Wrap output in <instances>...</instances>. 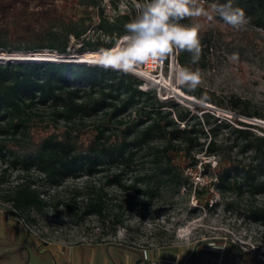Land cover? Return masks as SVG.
<instances>
[{
    "label": "trees",
    "instance_id": "16d2710c",
    "mask_svg": "<svg viewBox=\"0 0 264 264\" xmlns=\"http://www.w3.org/2000/svg\"><path fill=\"white\" fill-rule=\"evenodd\" d=\"M56 1L0 0V54L56 53L69 57L72 38L82 44L78 49L81 54L96 53L124 35V25L135 16V5L121 11L115 0H111V13L106 11L104 0H77L80 13L63 16L49 8ZM234 6L244 9L249 26L264 30V0H235ZM93 26L99 32L94 38L88 35ZM242 31L229 37V42L215 30L200 31L199 62L192 64L190 54L182 52L177 56L179 65L193 69L203 62L205 51L220 43L230 51L258 56L264 63V44L260 42L264 38L257 37L256 31L253 35ZM143 85L137 75L88 63L0 60V157H9L10 164L22 173L15 184L1 189L0 199L9 204L10 211L15 215L42 212L49 205L44 191L29 176L32 170L50 187H59L68 175L86 171L89 175L104 173L105 181L73 190L64 208L71 216L80 212L96 217L103 226L108 222L113 231L124 226L128 193L152 200L163 193L180 194L184 189L188 195L200 196L210 186L222 195L232 194L228 205H245L249 218L263 222L264 202L256 204L253 199L264 197V136L255 133L252 124L238 121L246 126L240 128L237 123L221 120L218 126L228 129L226 136L220 141L212 137L205 145L201 139L208 119L163 101L155 88L143 89ZM182 90L247 117H264L252 112L250 102L239 97L231 96L225 103L210 93ZM44 113L50 115L45 124ZM92 119V124L86 123ZM196 152L213 156L220 167L210 184L202 187L195 186L186 168L177 162V157H184L190 166L200 163L206 174L212 170V161L205 162ZM127 173L131 178H125ZM5 182L0 172V185ZM109 187H115L122 194L120 198H113ZM78 198L83 199L80 206ZM60 205L54 204L55 213ZM200 242L199 247L204 244ZM194 249L186 264L199 258L200 249ZM139 257L146 259L144 253ZM226 264H264V260L229 242Z\"/></svg>",
    "mask_w": 264,
    "mask_h": 264
},
{
    "label": "rangeland",
    "instance_id": "374dc122",
    "mask_svg": "<svg viewBox=\"0 0 264 264\" xmlns=\"http://www.w3.org/2000/svg\"><path fill=\"white\" fill-rule=\"evenodd\" d=\"M110 2L104 0V4L108 5ZM115 2L121 11H125L138 1ZM200 2L208 9L213 3H224L220 0ZM234 2L235 0L233 6ZM49 8L63 16L80 13L77 0H58ZM107 10L113 11V7H107ZM190 23L199 24L200 31L215 30V33H221L227 40L238 32L225 25L215 15L212 20L200 18L187 24ZM248 23L247 19L242 34L248 32V35H253L256 31L257 37L264 38L262 28L249 26ZM98 34L93 26L88 35L94 38ZM260 42L264 44L263 41ZM81 46L78 40L72 38L69 57L56 53L44 54H50L53 56L50 59L57 62H78L82 57L93 56L94 53L81 54L78 51ZM6 55L8 54H0V58H10ZM177 56L168 57V61L165 59L166 84L156 82L163 77L159 72L150 73L145 69V65L141 66L137 76L144 81L143 89L153 87L163 101H172L175 107L179 104L199 119H208L206 133L201 139L205 145L212 137H217L220 141L226 136L224 134L228 129L218 126L221 120L232 125L237 123L236 126L240 128L246 126L238 121L252 124V130L264 136V117L261 119L241 115L227 107L189 95L183 92V87L176 86L171 74L174 67L179 65ZM233 56L238 58L233 59ZM202 58L203 62L192 69H199L202 77L194 92L210 93L213 99L225 103L231 96L239 97L250 102L252 112L264 116V63L260 57L247 52L241 54L238 51H230L220 43L216 48L205 51ZM44 114L45 124L50 120V115ZM91 122L93 119L86 123L92 124ZM196 128L199 129L200 126ZM196 154L205 162L211 160L212 170L205 174L200 163L190 166L184 157H177V162L186 168V174L191 176L195 186L209 185L220 167L216 165L217 160L213 156L208 158L204 153ZM249 154L250 152H247L245 155ZM0 172L5 175L6 180L0 185V193L1 189H8L15 184L17 177L22 174L17 167L10 164L9 157H0ZM29 176L37 181L50 203L42 212L15 215L10 211L9 204L0 199V264H186L194 247V251L197 248L200 251L199 258L192 264H226L229 242L242 246L244 252L264 260V221L256 222L249 218L244 211L245 205H228V202L233 200L232 194L222 195L213 186L200 196H194L193 193L188 195L187 191L182 189L180 194L173 196L171 193H163L152 200L142 199L140 195L132 192L128 193L124 198V226L118 227L125 231L123 236L117 237V231H113L108 222L103 226L96 217L84 216L80 212L71 216L64 208L73 190L89 182L103 183L104 173L89 175L86 171H78L75 176L68 175L59 187L43 185V176L37 171L32 170ZM131 176L132 174L127 173L125 178L129 179ZM108 192L113 198H120L122 195L115 187H109ZM82 200L78 198V206ZM253 200L256 204H261L264 197L257 195ZM54 204H61L58 213L54 212ZM214 239H224V242L215 243ZM200 241L204 244L199 247ZM140 253L145 255L144 261L139 259ZM110 256L114 259L112 262Z\"/></svg>",
    "mask_w": 264,
    "mask_h": 264
},
{
    "label": "clouds",
    "instance_id": "9594fccd",
    "mask_svg": "<svg viewBox=\"0 0 264 264\" xmlns=\"http://www.w3.org/2000/svg\"><path fill=\"white\" fill-rule=\"evenodd\" d=\"M214 15L235 31L243 30L247 23L244 9L233 6V0L213 3L210 9L205 8L200 0H140L135 4L134 18L124 25L125 34L111 47L94 53L91 63L104 69L138 75V69L143 65L162 63L168 57L187 52L191 63L197 64L202 55L200 26L181 21L212 20ZM171 76L176 86L192 90L202 79L199 69L179 65L174 67ZM124 231L118 228L117 237L123 236Z\"/></svg>",
    "mask_w": 264,
    "mask_h": 264
},
{
    "label": "bare ground",
    "instance_id": "6f19581e",
    "mask_svg": "<svg viewBox=\"0 0 264 264\" xmlns=\"http://www.w3.org/2000/svg\"><path fill=\"white\" fill-rule=\"evenodd\" d=\"M6 56H13V57H19V58H21L22 60H26L25 58H26V56H28V57H38V58H43V59H50L51 57H53V56H51L50 54H36V55H24V54H8V55H6ZM5 57V56H4ZM92 59H93V56H90V57H82V58H80V60L78 61V62H80V63H91V61H92ZM92 64V63H91ZM150 75V74H149ZM157 78V77H156ZM156 82H159V83H163V84H166V82H167V80H166V78L163 76L162 77V79H160V80H157Z\"/></svg>",
    "mask_w": 264,
    "mask_h": 264
},
{
    "label": "built area",
    "instance_id": "2783aa9c",
    "mask_svg": "<svg viewBox=\"0 0 264 264\" xmlns=\"http://www.w3.org/2000/svg\"><path fill=\"white\" fill-rule=\"evenodd\" d=\"M109 2H110V0H109ZM110 3L108 5L106 3L104 4V6L106 8V11L108 13H111L112 12L110 10L109 11L107 10V7H109L110 9L112 8V5ZM164 66H165V60L162 63H158V64H152V63L146 64L145 65V69L148 70L150 73H157V72H159L160 73V76H164Z\"/></svg>",
    "mask_w": 264,
    "mask_h": 264
},
{
    "label": "water",
    "instance_id": "95a60500",
    "mask_svg": "<svg viewBox=\"0 0 264 264\" xmlns=\"http://www.w3.org/2000/svg\"><path fill=\"white\" fill-rule=\"evenodd\" d=\"M25 59L26 60H22L18 56L17 57L10 56V58H4V57L0 58V60H17V61H52L51 59H43V58H38L36 56L35 57H27L26 56ZM185 98L192 100L191 98H187V97H185Z\"/></svg>",
    "mask_w": 264,
    "mask_h": 264
}]
</instances>
